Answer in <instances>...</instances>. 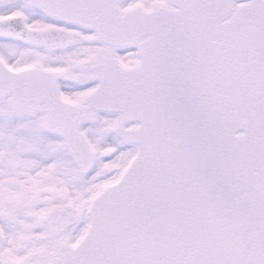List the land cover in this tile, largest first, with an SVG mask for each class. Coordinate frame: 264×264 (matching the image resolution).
Instances as JSON below:
<instances>
[{
  "label": "snow or ice",
  "instance_id": "obj_1",
  "mask_svg": "<svg viewBox=\"0 0 264 264\" xmlns=\"http://www.w3.org/2000/svg\"><path fill=\"white\" fill-rule=\"evenodd\" d=\"M0 264H264V0H0Z\"/></svg>",
  "mask_w": 264,
  "mask_h": 264
}]
</instances>
